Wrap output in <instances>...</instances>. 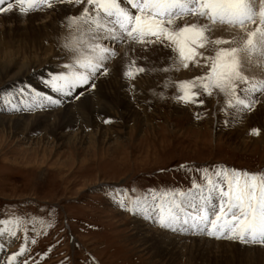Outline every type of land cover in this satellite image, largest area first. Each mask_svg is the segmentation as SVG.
<instances>
[{
  "label": "rangeland",
  "instance_id": "1",
  "mask_svg": "<svg viewBox=\"0 0 264 264\" xmlns=\"http://www.w3.org/2000/svg\"><path fill=\"white\" fill-rule=\"evenodd\" d=\"M256 3L258 8L259 0ZM111 46L118 53L123 47ZM61 56L71 59L66 52ZM245 66L247 75L258 80L264 73V57L253 56ZM180 68L168 91L160 82L138 100L143 114L148 116L147 125L141 121L143 117L126 126L116 114L107 119L114 128L113 140L98 152H86L85 145L75 149L68 145L57 147L51 140L41 144L17 143L0 135V234L16 233L1 242L0 247L14 253L23 244L26 253L19 258L20 264L24 259L29 264H242L229 256L230 250L203 245L188 247L177 256L164 249L152 258L137 244L133 215L119 206L120 202L127 205L129 200L146 196L152 209L158 210L155 204L160 203L159 197L166 191L170 196L197 193L193 182L206 192L204 169L212 174L214 182L217 167L264 170V143H253L264 131L257 124L262 123V116L249 127L260 129L258 135H251L248 130L236 138L230 125L238 109L229 107L222 94L214 91L210 97L202 95L204 103L199 106L174 99L177 81L203 74L198 66ZM180 71L188 75H179ZM258 96L262 98L264 93L256 95L257 101ZM11 97L8 101L16 104L18 98ZM254 108L239 111L238 117L253 115ZM153 194L157 196L155 202ZM189 235L186 232L182 236L193 237Z\"/></svg>",
  "mask_w": 264,
  "mask_h": 264
},
{
  "label": "snow or ice",
  "instance_id": "2",
  "mask_svg": "<svg viewBox=\"0 0 264 264\" xmlns=\"http://www.w3.org/2000/svg\"><path fill=\"white\" fill-rule=\"evenodd\" d=\"M56 5L80 9L78 15H68L62 21L69 31L62 47L71 59L63 70L50 73L45 80L51 94L33 93L28 110L40 107L51 111L64 99L79 100L94 89L97 76L110 74L107 62L119 55L112 44L124 45L125 57L137 48L154 52L162 47L173 54L170 60L175 70L200 67L202 75L176 82L174 99L184 104L202 105L201 96L210 97L216 91L226 97L229 107L242 112L258 102L256 93H264V79L254 80L245 67L253 56L264 57V0H259L258 8L256 0H0V13L15 7L26 15ZM217 25L238 29L241 35L232 41L212 40L208 34ZM104 40L110 43H102ZM228 43L236 46L217 47ZM209 50L214 54H205ZM145 71L131 59L124 66L123 77L131 80ZM17 110H21L19 105L13 108ZM249 132L258 135L259 129ZM203 171L208 181L206 195L205 188L193 182L196 194H161L160 203L155 204L158 214L150 210L152 205L146 196L129 200L127 205L120 202L119 206L165 230L198 231L210 238L264 246V170L217 167L215 182L207 169ZM197 196L198 201L193 203ZM156 200L153 194L152 202ZM25 253L22 244L19 251L7 256V264H20L19 258ZM23 264H29V260L24 259Z\"/></svg>",
  "mask_w": 264,
  "mask_h": 264
},
{
  "label": "bare ground",
  "instance_id": "3",
  "mask_svg": "<svg viewBox=\"0 0 264 264\" xmlns=\"http://www.w3.org/2000/svg\"><path fill=\"white\" fill-rule=\"evenodd\" d=\"M4 6L6 7V4ZM79 11L80 9L76 7L56 5L53 8L31 11L26 15L20 14L15 7L13 10L1 13L0 135L9 136L17 143L24 141L41 144L45 140H51L50 143L57 147L68 145L74 149L76 146L85 145L86 152L95 153L104 144L113 140L111 131L113 126L104 122L109 117H114L112 114H116L124 125H127L129 121L133 123L142 117L141 121L145 125L149 123L148 116L143 114L142 107L138 105V100L142 98L145 91L156 88L160 82L168 91L173 85L171 79L177 73V70L172 67L170 50L162 47L154 52H142L137 48L134 53L129 51L128 56L125 57L126 48L123 45L119 55L107 63L110 74L105 77L97 76L95 88L90 89L79 100L66 98L61 106L51 111L40 107L28 110L27 105L33 103V93L38 96L51 94L45 84L50 73L63 70L60 67L70 62L62 59L61 56L63 52L68 53L62 45L65 42V37L69 35L68 28L62 26V21L68 15H78ZM189 21L191 22V20ZM200 22L203 23L202 20ZM248 27L252 28L253 26L249 25ZM208 35L212 40L232 41L234 38H238L241 33L238 29L217 25ZM235 46V44L228 43L217 47ZM205 54L214 53L209 50ZM131 59H135L136 65L146 68L147 71L139 73L134 79L129 80L123 77V71L125 64ZM165 68L171 70L164 71ZM180 69L185 68L181 67ZM184 73L188 72L180 71V74L178 72L179 75H188ZM260 75H262L260 79H264V73ZM21 89L25 91L23 93L18 91ZM257 94H255V99ZM239 95H243V93H239ZM8 96L18 98V102L11 103L8 101ZM17 105L21 110L13 111ZM254 107L253 115L245 113L242 117H238L239 110L233 113L234 111L230 109L234 118L230 127L235 130L236 138L247 134L251 122L259 116H262V123H257L258 127L264 130V114L262 112L264 97L260 98ZM209 125L213 126L214 124L210 123ZM130 128L128 126L129 130ZM261 134L253 139V143H264V131ZM112 149H107V151ZM204 194L206 195L207 192ZM113 195L116 197L117 192ZM198 198L197 196V200L193 203L197 202ZM213 202L218 203L215 199ZM116 204L117 202L114 200L113 205ZM150 210L157 214L159 212V209L153 210L152 207ZM125 212L133 215L134 220H131L135 224L133 230L134 237L138 239L137 244L152 258H155L156 252L164 249H169L167 251L170 252V255L177 256L181 250L184 251L188 247L203 245L219 250H230L229 256L242 264H264V246L243 244L238 241L233 243V240L227 238H220V241V239L210 238L206 234L191 230L175 231L179 234L175 236V234H170L171 230L162 229L158 224L151 220H145L141 215L126 210ZM153 224L156 225L154 229L151 227ZM186 232L192 234L193 237H183L182 235ZM0 237L1 243L9 240L11 235L0 234ZM11 254L0 247V264H7V256ZM176 259L179 258L176 257Z\"/></svg>",
  "mask_w": 264,
  "mask_h": 264
}]
</instances>
